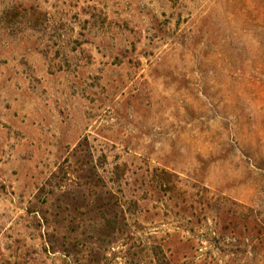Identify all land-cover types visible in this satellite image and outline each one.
Listing matches in <instances>:
<instances>
[{
	"label": "rangeland",
	"instance_id": "obj_1",
	"mask_svg": "<svg viewBox=\"0 0 264 264\" xmlns=\"http://www.w3.org/2000/svg\"><path fill=\"white\" fill-rule=\"evenodd\" d=\"M0 264H264V0H0Z\"/></svg>",
	"mask_w": 264,
	"mask_h": 264
},
{
	"label": "trees",
	"instance_id": "obj_2",
	"mask_svg": "<svg viewBox=\"0 0 264 264\" xmlns=\"http://www.w3.org/2000/svg\"><path fill=\"white\" fill-rule=\"evenodd\" d=\"M169 173H166V175ZM115 224H117L116 222V218L114 217L112 220L109 219L106 223V227H108L109 229L113 228L115 226Z\"/></svg>",
	"mask_w": 264,
	"mask_h": 264
}]
</instances>
